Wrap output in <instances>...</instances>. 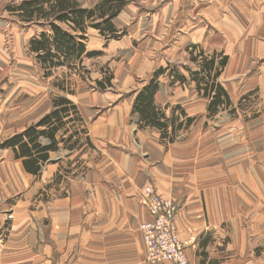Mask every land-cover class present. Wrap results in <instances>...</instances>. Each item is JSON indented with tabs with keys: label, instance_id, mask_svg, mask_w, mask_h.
I'll return each mask as SVG.
<instances>
[{
	"label": "crops",
	"instance_id": "1",
	"mask_svg": "<svg viewBox=\"0 0 264 264\" xmlns=\"http://www.w3.org/2000/svg\"><path fill=\"white\" fill-rule=\"evenodd\" d=\"M9 1L0 0V34L16 29ZM112 22L123 34L107 40L89 29L87 36L94 31L105 41L88 48L87 39V49L102 54L83 60L128 52L119 68L104 62L112 86L96 87L98 95L76 88L68 96L90 145L74 151L60 145L64 159L57 162L50 158L57 151L49 152L37 176L1 148L0 227L8 222L10 229L0 242V264H175L145 260L139 226L149 220L140 197L147 185L178 204L175 224L189 264H264V0H130ZM144 33L154 37L141 41ZM192 44L226 55L218 82L235 113L220 108L208 117V98L192 81L171 83L167 69L154 104L166 116L178 104L193 121L180 131L182 139L164 143L156 128L138 127L135 91L159 67L188 77L181 63L191 64ZM250 106L259 115L247 117ZM50 110L38 112L34 122ZM61 167L68 169L60 181L67 194L33 210L27 194L53 181ZM24 191L23 200L4 203Z\"/></svg>",
	"mask_w": 264,
	"mask_h": 264
},
{
	"label": "trees",
	"instance_id": "2",
	"mask_svg": "<svg viewBox=\"0 0 264 264\" xmlns=\"http://www.w3.org/2000/svg\"><path fill=\"white\" fill-rule=\"evenodd\" d=\"M129 1L101 0L91 7H85L78 0H20L16 5L6 6L9 12L25 24L36 25L41 29L29 39L27 49L42 77H53L51 85L59 91L51 97L50 112L0 143V148H10L14 158L21 160L26 172L39 175L49 159V152L58 151L60 145L69 151L79 149L84 144L90 145L83 119L68 96L76 89V79L84 80L90 76V70L83 60L102 54L99 50L87 49L88 30H98L107 40L121 36L123 32L116 29L112 20ZM187 51L191 65L195 66H183L188 77L176 68L159 67L153 71L147 83L135 91L132 112L139 116L138 127L158 129L160 140L164 143V140H175L180 131L193 121V117L187 116L178 104L171 107L169 116L165 115L164 109L154 104L158 78L167 69H170L171 83L192 81L197 90L208 98V117L220 111V108L232 106L228 94L218 82L226 63V55L216 51L206 53L196 44L190 45ZM59 70L61 74L56 75ZM112 78V73L107 69L105 75L94 82L99 89H105L112 86ZM229 112L235 113V108H229ZM42 137L49 142L42 145ZM67 170L63 167L60 169L63 172ZM60 171L54 176L56 182L60 178L65 180Z\"/></svg>",
	"mask_w": 264,
	"mask_h": 264
},
{
	"label": "rangeland",
	"instance_id": "3",
	"mask_svg": "<svg viewBox=\"0 0 264 264\" xmlns=\"http://www.w3.org/2000/svg\"><path fill=\"white\" fill-rule=\"evenodd\" d=\"M78 1L85 7H91L101 0ZM19 2L20 0H10L6 4L8 6L10 4L16 5ZM15 20L17 27L15 25L16 29L14 31H10L9 29H7L3 34H0V105H5L4 109H0L4 110L2 114L3 121L0 127V142L6 140L16 133L23 131L25 127L28 126L27 123H29V125H33L34 123H36L34 121L39 117L38 112L45 111L49 108L52 109L51 97L56 93V90L51 85L53 77H42L41 71L35 65L31 55L27 51V41L29 36L31 35L32 37L41 29H39L36 25H32V28L28 30V25H24L25 23L19 20L16 15ZM21 26H25V28L22 30ZM87 37L88 48H100L102 47V43H104L105 41L104 38H101L98 33L94 31H90ZM152 37H154L153 34L144 33L140 36V40L149 41V39ZM129 55L130 54H128V52L119 55L117 51H115L112 55L107 54L95 59H86L85 66L88 67V69L90 68V76L88 78H85L84 80L75 78L77 84V93L79 94L82 92H89L90 94L93 93L98 95L96 92L100 91L98 90V88H96L94 80L99 79L101 77V73L105 74L107 72L108 67L104 62H112L114 66L119 68L118 63L120 61V58L124 56V59L127 60ZM218 58L219 56L217 57V60ZM177 62L178 61H174L175 64H177ZM181 64L183 66L188 65L192 68H195L194 65L188 64L187 62H182ZM103 67L105 69H103ZM60 74V70L56 72V75ZM75 79L73 80L74 82ZM75 96L76 97L71 98L76 101L78 100V95ZM88 98L90 97L88 96ZM79 101H81V97ZM96 104V102L91 103L88 101V105L90 106H96ZM245 104L251 105L253 104V102H245ZM246 111L247 112L245 113V115L247 117H249L251 114L254 116L259 115V113L255 112V108L251 109V106ZM148 128L152 129L153 127ZM179 138L182 139V137ZM175 139H177V137ZM2 150L0 148L1 154L3 153ZM64 157L65 154L63 151H57V153H55V155H52L50 158H59L57 162H60L64 159ZM60 173L62 174V176H65L66 171H60ZM60 181H63V179L60 178L57 182ZM57 182L56 180H53L44 186L39 185V189L31 193V195L27 194L26 200H30L34 204L31 205L32 207L34 206L33 210H38V202H45L49 199L55 198V196H63V194H67L65 191V183ZM25 192L26 191L12 198L5 199L4 203L23 200ZM9 215L10 214H8L7 217ZM3 216V213H1V218L4 219ZM5 224H8V222H5L0 228H4Z\"/></svg>",
	"mask_w": 264,
	"mask_h": 264
},
{
	"label": "built area",
	"instance_id": "4",
	"mask_svg": "<svg viewBox=\"0 0 264 264\" xmlns=\"http://www.w3.org/2000/svg\"><path fill=\"white\" fill-rule=\"evenodd\" d=\"M142 198L147 207L154 211L152 219L140 226L145 236L147 260L188 264L184 255L185 242L179 239L174 222L178 212L177 204L161 196L151 186L144 188ZM2 238L0 234V241Z\"/></svg>",
	"mask_w": 264,
	"mask_h": 264
},
{
	"label": "bare ground",
	"instance_id": "5",
	"mask_svg": "<svg viewBox=\"0 0 264 264\" xmlns=\"http://www.w3.org/2000/svg\"><path fill=\"white\" fill-rule=\"evenodd\" d=\"M147 186H151L153 189H154V187L152 186V185H147ZM146 187V186H145ZM144 187V188H145ZM144 188L141 190V192H140V197H141V200H142V203H143V205L145 206V209L147 210V213H148V215H149V220L150 219H152V217L154 216V211H152L150 208H148L147 207V205H146V203H145V201H144V198H142L143 197V191H144ZM155 190V189H154ZM171 201V200H170ZM173 201V200H172ZM174 202V201H173ZM177 206H178V204H177ZM178 209H179V207H178ZM149 220H147V221H144V222H142L141 224H144V223H147ZM175 222V221H174ZM141 224H140V226H141ZM140 226H139V228H140ZM175 227H176V224H175ZM9 229H10V226H9V224H5V227L4 228H0V234H2L3 235V238H5V236L7 235V233L9 232ZM176 229H177V227H176ZM140 231H141V229H140ZM142 233V232H141ZM142 236H143V240H144V245H145V260H146V262H148V263H150L148 260H147V257H146V241H145V236H144V234L142 233ZM179 237V236H178ZM2 238V239H3ZM184 255H185V253H184ZM185 258H186V260H187V257H186V255H185ZM158 261H153V262H151V263H157ZM187 263H188V260H187ZM189 264V263H188Z\"/></svg>",
	"mask_w": 264,
	"mask_h": 264
}]
</instances>
